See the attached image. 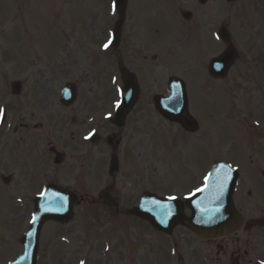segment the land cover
Wrapping results in <instances>:
<instances>
[{"label": "rangeland", "instance_id": "rangeland-1", "mask_svg": "<svg viewBox=\"0 0 264 264\" xmlns=\"http://www.w3.org/2000/svg\"><path fill=\"white\" fill-rule=\"evenodd\" d=\"M194 1L186 0L185 6ZM110 3V0H0V114L2 110L6 112V120L0 126V264H8L22 252L20 239L28 230L31 217V204L24 198L17 202L12 192L20 188L24 193L26 186L22 179L17 180L21 187L8 188L1 182V175L10 171L4 159L12 132L7 133L6 129L18 126L23 115L60 117L65 114L58 97L68 83L75 84L79 98L85 99L89 115L100 110L97 117L91 118V123L98 122L104 130L100 131L102 142L90 144L83 182L78 183L75 175L69 179L70 189L82 199L72 220L62 225L49 223L42 231L39 264H81L82 261L84 264H202L204 259L200 258L205 256L216 261L215 249H209L186 230L177 228L169 238L157 234L146 222L126 211L133 209L146 192L184 202L204 185L215 161L236 163L246 169L244 176L249 180L257 179L247 174L251 169L248 163L254 161L255 167L261 168L264 159L257 150H241L247 133L234 124L218 128L222 123L219 109L225 108L229 100L221 92L231 94L229 80L218 81V88L215 87L210 96L207 94V99L203 92L208 78L203 66L206 67L210 55L216 57L226 48L219 40L218 44L204 38L199 49L190 44L186 51L187 55L197 52L199 57L197 62L191 58L193 64L188 77L192 85L189 110L199 123L196 136H179L175 126L158 116L152 97L160 93L162 87L161 80L158 85L152 84L160 78L153 73L149 85L141 87V101L134 109L128 128L117 133L118 142L114 146H108L107 138L113 136V131L105 119L116 108L120 87L118 50L104 49V43L108 44L105 31L110 29L99 26L96 21L101 17V10L110 7ZM173 3L175 8L180 7L179 0ZM206 11L204 20L216 25L218 30L226 27L239 54V62L231 75L239 73L242 80L249 81V74L245 73L256 67L262 89L264 0H240L233 5H226L224 0H212ZM210 25L203 26L201 21L200 31L206 32ZM231 28L234 32L238 30L236 35L233 36ZM167 32L170 37L174 34L171 28ZM168 50L173 68H178L177 55L172 51L175 48L170 45ZM123 61V66L133 70L130 59ZM188 66L184 57L183 76ZM13 82L23 83L18 97L10 91ZM92 130L98 132L90 127V132ZM229 142H233V149L227 147ZM111 158L119 162L120 169L110 176L104 168ZM17 160L15 158L14 162ZM75 162L76 168L82 163ZM108 187L119 200V211L105 208L99 199L100 193ZM171 241L175 243L176 252Z\"/></svg>", "mask_w": 264, "mask_h": 264}, {"label": "flooded vegetation", "instance_id": "flooded-vegetation-1", "mask_svg": "<svg viewBox=\"0 0 264 264\" xmlns=\"http://www.w3.org/2000/svg\"><path fill=\"white\" fill-rule=\"evenodd\" d=\"M180 1L177 3L180 7L175 8L173 0H145L131 7L129 4L123 14L117 11L115 13V24H118L120 36L119 64L123 65L125 58L130 59V66L133 69L130 72L135 75L139 87L149 85L153 73L160 77L156 84L152 82L158 85L161 80L162 87L161 92L152 97L154 100L157 96L167 93L168 83L173 77L183 80L186 86H192L188 81L191 68L188 67L186 75L183 76L184 69L181 67L185 56L184 42L190 45L192 40H196L199 36L201 21L195 19L193 10L207 8L211 5V0H205L202 7L193 4L187 10L182 8L186 0ZM155 2V9L149 7ZM177 17H180L182 25L175 20ZM202 23L205 24L206 21L203 20ZM170 28L174 30L171 37L167 32ZM204 36L206 40H211V31L207 30ZM157 38L161 41H156ZM171 39L179 44L178 50H172L174 55H177L178 68H173L174 62L169 56L168 47ZM171 69L173 72L170 71ZM232 70L233 68L227 80L232 85L229 91L236 97L229 99L225 108L219 110L224 112L223 117L227 126L234 124L247 133L248 137L244 145L240 146L241 150H257L264 159V87L261 89V76H257L256 67L247 69L248 72L245 75L249 74V81L254 82V79H258L256 83H250L242 80L243 76L239 73L232 76ZM177 71L183 73L180 74ZM216 84L217 80L211 77L206 78L204 83L212 94ZM140 101L141 98L138 97L137 104ZM248 104L251 105L249 109H247ZM87 106L83 97H77L73 105L60 106L66 111L60 117L49 114L23 115L18 126L7 128V133L11 129L12 138L8 141L10 145L8 150H5L4 160L7 161L10 169L5 173L6 187H21L22 184L17 183L18 179H22L23 185L26 186L23 194L20 188L12 190L16 201L24 198V201L33 204L35 198L48 186L71 191L69 179L74 173L77 175L76 181L83 182L86 165L90 158V144H100L102 142L100 131L104 130L98 122L91 123V118L97 117L100 110L91 116ZM32 121L35 122L32 123ZM129 124L130 118L126 120L123 127H116L110 123L113 136L107 138V144L114 146L118 142L117 133L128 128ZM173 125L178 128L182 137L192 135L185 133L179 126ZM224 125L220 124L218 128ZM90 127L98 129V132L94 131L90 135ZM219 132L218 130L217 137ZM91 136H93L92 139ZM232 143H227L230 149H233ZM261 144L263 146H260ZM15 158H18L16 163ZM75 160L82 162L77 168ZM251 165L256 164L252 162ZM72 166L74 168L69 174ZM252 175L257 179L251 180L248 184L241 182L240 179L234 198L236 209L244 219L243 226L229 237L200 241L209 249H215L216 257H218L214 261L211 257L205 256L203 258L205 262L208 263V259L211 264H225L219 263L222 260H226L227 264H264V162H261V168L255 167ZM116 206L115 208L119 211L118 200Z\"/></svg>", "mask_w": 264, "mask_h": 264}, {"label": "water", "instance_id": "water-1", "mask_svg": "<svg viewBox=\"0 0 264 264\" xmlns=\"http://www.w3.org/2000/svg\"><path fill=\"white\" fill-rule=\"evenodd\" d=\"M118 2L123 4L124 0H118ZM223 35L227 39L226 34ZM233 57V49L229 48L220 59L212 62V71L214 72V68H217L216 73L219 75L222 72L220 70L228 66ZM125 85L124 103L115 120L124 118L134 104V90L130 88L135 89L136 85L129 80ZM12 91L15 95L19 94L20 86L18 83L12 85ZM68 93L69 88H66L63 91L65 100L68 98ZM70 94L75 97L72 91ZM167 100L169 107L174 111L171 119L176 122L180 121L187 112L184 91L175 94L171 92V97ZM157 109L164 114L159 103ZM167 115L169 116V114ZM187 129L192 130V124L188 123ZM232 177V172L226 166L216 165L208 179L207 187L188 203L192 211L190 219H186L184 216L179 202L161 200L151 195H145L141 198L139 207L134 211V214L141 219L148 220L153 227L162 232H170L174 226L181 224L187 226L202 239H213L229 235L238 229L241 220L232 205V189L235 176ZM61 197L53 199L50 196V191H48L44 197L36 201L31 228L22 239L24 253L11 264H36L39 235L43 224L51 220L58 222H68L70 220L75 198L68 195ZM102 197L108 205H111L110 200L106 198V193Z\"/></svg>", "mask_w": 264, "mask_h": 264}, {"label": "snow or ice", "instance_id": "snow-or-ice-1", "mask_svg": "<svg viewBox=\"0 0 264 264\" xmlns=\"http://www.w3.org/2000/svg\"><path fill=\"white\" fill-rule=\"evenodd\" d=\"M112 7H113V10H115V0H114V2H113V6H112ZM217 38H219V37H217ZM110 43H111V40L109 41V44H110ZM108 46H109L108 44H105V45H104L105 49H107ZM218 67H219V66H218ZM81 264H84V262L82 261Z\"/></svg>", "mask_w": 264, "mask_h": 264}]
</instances>
